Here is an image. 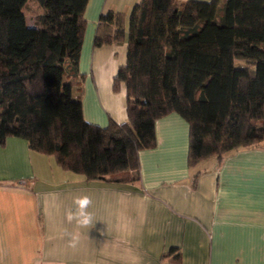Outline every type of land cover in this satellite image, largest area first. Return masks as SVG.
Returning <instances> with one entry per match:
<instances>
[{
    "label": "trees",
    "instance_id": "1",
    "mask_svg": "<svg viewBox=\"0 0 264 264\" xmlns=\"http://www.w3.org/2000/svg\"><path fill=\"white\" fill-rule=\"evenodd\" d=\"M0 0V146L26 142L87 181H139V153L156 146L155 124L177 114L188 124L187 167L217 162L264 143V0H140L125 38V16L98 18L93 46L126 40L112 89L125 88L124 124L84 121L78 64L88 0ZM199 173H194V180Z\"/></svg>",
    "mask_w": 264,
    "mask_h": 264
},
{
    "label": "crops",
    "instance_id": "2",
    "mask_svg": "<svg viewBox=\"0 0 264 264\" xmlns=\"http://www.w3.org/2000/svg\"><path fill=\"white\" fill-rule=\"evenodd\" d=\"M180 2L211 0H179ZM140 0H88L78 73L85 122L124 124L126 40L94 47L98 18L125 16L128 36ZM156 146L139 153V181H87L54 157L8 138L0 146V264H264V143L217 162L187 167L188 124L169 114L155 124ZM199 175L194 180V173ZM89 196L93 222H69ZM76 237L75 246L70 241Z\"/></svg>",
    "mask_w": 264,
    "mask_h": 264
},
{
    "label": "clouds",
    "instance_id": "3",
    "mask_svg": "<svg viewBox=\"0 0 264 264\" xmlns=\"http://www.w3.org/2000/svg\"><path fill=\"white\" fill-rule=\"evenodd\" d=\"M74 204L76 205L75 211H69L67 213V219L69 222L75 220L78 226L87 227L93 222V216L87 209L92 204V200L89 196L77 197L74 200ZM76 237H72L70 241L72 246H75Z\"/></svg>",
    "mask_w": 264,
    "mask_h": 264
},
{
    "label": "rangeland",
    "instance_id": "4",
    "mask_svg": "<svg viewBox=\"0 0 264 264\" xmlns=\"http://www.w3.org/2000/svg\"><path fill=\"white\" fill-rule=\"evenodd\" d=\"M26 24L29 28H36L37 27V17L42 13L41 8L34 0H29L26 4V7L23 11Z\"/></svg>",
    "mask_w": 264,
    "mask_h": 264
}]
</instances>
